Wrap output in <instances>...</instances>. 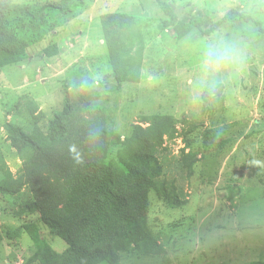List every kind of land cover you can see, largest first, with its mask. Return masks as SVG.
<instances>
[{"label": "rangeland", "instance_id": "rangeland-1", "mask_svg": "<svg viewBox=\"0 0 264 264\" xmlns=\"http://www.w3.org/2000/svg\"><path fill=\"white\" fill-rule=\"evenodd\" d=\"M59 1L14 0L25 5ZM163 1L181 20L203 17V28L235 7L264 25V0ZM78 4L60 26L27 48L25 60L0 71V152L10 170L17 174L22 163L6 125L45 130L76 85L98 93L106 125L122 142L159 114L172 115L176 132L164 137L155 155L161 174L151 178L146 207L147 228L161 249L155 246L146 254L132 245L119 253L117 264L264 261V39H257V26L235 21L209 35L194 29L177 40L159 0ZM111 12L140 19L125 39L128 80L119 90L109 77L100 23L101 15ZM51 44L57 54L44 56ZM212 45L230 52L219 70L201 65ZM31 199L27 187L16 195L0 192V264H46L43 251L62 254L67 248L39 213L21 212ZM25 224L37 226L40 242Z\"/></svg>", "mask_w": 264, "mask_h": 264}, {"label": "trees", "instance_id": "trees-1", "mask_svg": "<svg viewBox=\"0 0 264 264\" xmlns=\"http://www.w3.org/2000/svg\"><path fill=\"white\" fill-rule=\"evenodd\" d=\"M79 2L81 0H60L25 5L0 0V71L25 60L27 48L60 26ZM159 4L177 40L194 29L209 35L235 21L254 23L257 39H264L262 21L240 7L229 9L208 28H203V17L193 16L184 21L169 3L159 0ZM139 20L129 12L101 15L112 70L109 77L117 82L115 90L128 80L125 39ZM56 54L55 44L43 51L47 57ZM97 94L90 86H74L63 110L49 121L45 130L34 127L26 131L18 125H6L8 138L22 165L14 174L0 152V192L16 195L27 187L32 199L21 212L39 213L41 221L67 243L62 254L43 251L40 257L46 264L102 261L117 264L119 253L132 245L146 254L154 253L155 246L161 249L146 225L147 197L152 188L151 178L161 174L155 155L164 137L174 136L176 119L169 114H159L148 127L138 126L134 135L122 142L120 135L106 125L107 117ZM114 145L121 148L114 151ZM24 227L34 241L40 242L36 225L25 224ZM253 264H264V261Z\"/></svg>", "mask_w": 264, "mask_h": 264}, {"label": "clouds", "instance_id": "clouds-1", "mask_svg": "<svg viewBox=\"0 0 264 264\" xmlns=\"http://www.w3.org/2000/svg\"><path fill=\"white\" fill-rule=\"evenodd\" d=\"M230 60V52L220 46H209L203 53L201 65L205 70L221 69Z\"/></svg>", "mask_w": 264, "mask_h": 264}, {"label": "crops", "instance_id": "crops-1", "mask_svg": "<svg viewBox=\"0 0 264 264\" xmlns=\"http://www.w3.org/2000/svg\"><path fill=\"white\" fill-rule=\"evenodd\" d=\"M259 261V260H258Z\"/></svg>", "mask_w": 264, "mask_h": 264}]
</instances>
